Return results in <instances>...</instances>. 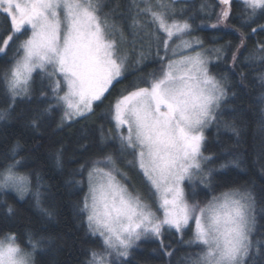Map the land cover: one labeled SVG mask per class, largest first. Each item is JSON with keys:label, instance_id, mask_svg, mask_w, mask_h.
<instances>
[{"label": "snow or ice", "instance_id": "1", "mask_svg": "<svg viewBox=\"0 0 264 264\" xmlns=\"http://www.w3.org/2000/svg\"><path fill=\"white\" fill-rule=\"evenodd\" d=\"M242 3L251 9L242 26L250 27L253 34L264 32V23L258 21V16L264 17V0ZM175 4L176 0H155V4L143 0L141 6L140 0H129L128 27L133 37L129 42L123 25L115 19L119 2L106 12L104 0H0V14L9 21L0 35V57L8 58L0 73L7 104L0 110V121L10 119L18 102L33 100V86L39 80L37 99L45 107L30 119L33 130L57 110L61 113L58 128L94 115L125 76L132 52L136 56L131 63L137 66L152 55L151 42L147 51L143 45L135 48L137 29L150 28L157 42L159 69L147 73L142 86L134 83L116 97L107 114L113 127L100 132L101 143L116 137L121 152L132 155L130 163L156 197L155 209L117 180L114 173L120 172L125 179L127 173L121 172L111 153L102 150L87 169L88 193L80 207L87 234L98 238L87 264H130L139 242L149 239L157 241L162 254L171 258L174 250L165 244L166 233L192 249L182 264H257L264 257V228L258 226L264 208L257 212L251 190L229 188L206 203L186 194V189L198 186L213 191L215 169L207 166L213 157L205 155L206 129L214 123L219 126L230 88L227 77L214 73L210 65L212 53L215 60H221L230 45L205 50L203 40L192 35L190 18H184L183 10L176 15ZM218 4L222 7L216 22L209 25L212 28L227 23L231 15L232 0H218ZM206 7L202 5L201 10ZM142 16L146 21L142 22ZM246 39L240 31L237 52ZM121 43L132 47L121 51ZM231 60L237 63L236 52ZM257 60L264 61V43H257L242 62ZM259 80L264 87V74ZM62 156L61 147L57 166L62 165ZM21 164L14 160L0 170V192L14 190L22 200L31 191V180L30 174L18 171ZM80 171H85L83 165ZM34 199L35 207L51 218L53 212L43 207L39 188ZM15 215V209L6 205V216ZM40 246L41 241L30 232L24 244L17 234L8 233L0 239V264H36Z\"/></svg>", "mask_w": 264, "mask_h": 264}, {"label": "trees", "instance_id": "2", "mask_svg": "<svg viewBox=\"0 0 264 264\" xmlns=\"http://www.w3.org/2000/svg\"><path fill=\"white\" fill-rule=\"evenodd\" d=\"M105 11H109L119 2L115 19L125 29L130 42L133 37L129 30L132 13L128 10L129 0H104ZM155 4V0H151ZM143 6V0H140ZM202 5L207 7L202 11ZM218 0H176V15L183 10L184 18H190L195 37L203 40V48L213 49L229 46L226 57L213 60L211 70L229 81V99L221 109L220 123L206 129L205 155H212L213 160L207 165L213 171V184L210 191L204 186L194 190L186 189L189 198L204 203L229 188L249 189L255 195L258 208H264V87L259 77L264 74V61L243 63L245 57L256 49L257 43H264V32L251 33L250 27H243V21L251 9L244 6L241 0H232L231 15L227 27L211 28L216 22L220 8ZM142 22L146 17H141ZM259 23L264 17L258 16ZM9 21L0 14V35L8 28ZM255 26V25H253ZM135 48L143 45L148 50L152 44V55L141 65H134L136 53L132 52L130 66L122 80L110 90L108 98L87 119L58 128L60 111L42 119L38 130L29 126L30 119L41 112L44 104L38 99L40 83L33 86L34 98L17 103L10 119L0 121V170L14 160L22 162L18 171L30 174L31 191L21 200L17 193L5 190L0 192V239L8 233L17 234L21 244L26 243V234L32 233L41 241L35 253L36 264H87L89 250L98 247V238L86 232L82 222L84 213L80 211L84 196L88 191L87 169L91 161L102 154V150L111 153L119 169L128 175V185L134 193H139L151 203V194L139 175L135 165L130 163L128 154L121 152L118 138L110 137L101 143V128L105 132L113 127L108 117L109 106L116 97L134 83L141 82L147 73L158 70L160 64L155 57L156 40L150 35L151 29H137ZM240 31L247 39L243 47L236 51L240 44ZM161 35H163L161 33ZM117 39L119 36L117 35ZM121 51L130 50V43H121ZM236 52L237 63L232 64V53ZM11 55V54H9ZM215 59V58H214ZM8 58L0 57V73L6 67ZM241 73L244 79H241ZM45 86L46 82H45ZM5 89L0 81V110L7 107ZM231 125L226 127L225 125ZM19 145L17 155L13 149ZM63 148L62 165L57 166L56 153ZM128 153V152H127ZM235 162V163H233ZM85 171L81 172V166ZM221 165L227 167L221 168ZM77 181L82 183L77 184ZM39 188L43 207L52 210L51 218L44 216L35 207L34 193ZM6 205H11L16 212L14 217L6 216ZM258 226L264 228V213L258 216ZM165 244L174 250L169 258L162 254L159 243L155 240H142L139 247L133 250L130 264H182V258L192 249L179 242V237L166 233ZM257 264H264V257L257 259Z\"/></svg>", "mask_w": 264, "mask_h": 264}, {"label": "rangeland", "instance_id": "3", "mask_svg": "<svg viewBox=\"0 0 264 264\" xmlns=\"http://www.w3.org/2000/svg\"><path fill=\"white\" fill-rule=\"evenodd\" d=\"M187 1H190V0H187ZM242 1V0H241ZM210 27V26H209ZM218 27H227V23H225V24H220ZM212 28V27H211ZM206 50V49H205ZM214 50V49H213ZM212 52V51H211ZM213 54V60H215L214 59V57H215V54L214 53H212ZM124 153H126V155L128 154V157H129V159L131 160V161H133V157H132V155L130 154V153H127V152H124ZM134 164V163H133ZM118 167V166H117ZM119 168V167H118ZM137 169V168H136ZM121 170V172H124L122 169H120ZM137 171H138V169H137ZM125 173V172H124ZM138 173H139V175L141 176V178H142V180L145 182V184H146V186H147V188H148V191L150 192V194H151V197L152 198H150L151 200V203L150 204H152L153 205V208L155 209V205H156V197L155 196H153V194H152V190L150 189V187L148 186V184H147V182L144 180V178H143V175H142V173H140L139 171H138ZM115 175H116V177H117V180H119L122 184H124V186L125 187H127L128 188V190L130 191V192H132L134 195L136 194V193H134L133 191H131V189H130V187H129V185H128V183H127V181L129 180L128 179V175H127V179H125L121 174H120V172H116V173H114ZM10 191H13V192H15L14 190H10ZM16 193V192H15ZM87 193H88V191H87ZM186 194H187V192H186ZM211 200V199H210ZM209 201V200H208ZM207 202V201H206ZM206 202H204V203H206ZM189 236H190V234H189Z\"/></svg>", "mask_w": 264, "mask_h": 264}]
</instances>
